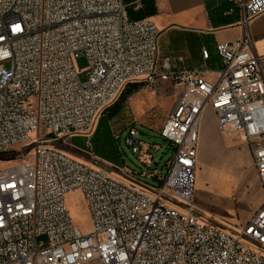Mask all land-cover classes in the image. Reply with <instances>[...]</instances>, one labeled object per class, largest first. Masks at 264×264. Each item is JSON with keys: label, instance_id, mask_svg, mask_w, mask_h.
<instances>
[{"label": "built area", "instance_id": "obj_1", "mask_svg": "<svg viewBox=\"0 0 264 264\" xmlns=\"http://www.w3.org/2000/svg\"><path fill=\"white\" fill-rule=\"evenodd\" d=\"M237 2L243 34L217 44L209 79L203 68L178 72L161 61L160 29L132 19L123 0H0V264H264V200L241 224L195 205L209 107L221 134L248 145L264 195V55L250 33L264 0ZM164 82L179 90L160 131L175 150L165 175L118 174L73 153H89L72 138L91 149L100 114L126 85ZM138 134L129 126L126 142L149 167L156 146ZM72 192L86 201L88 231L68 207Z\"/></svg>", "mask_w": 264, "mask_h": 264}, {"label": "rangeland", "instance_id": "obj_2", "mask_svg": "<svg viewBox=\"0 0 264 264\" xmlns=\"http://www.w3.org/2000/svg\"><path fill=\"white\" fill-rule=\"evenodd\" d=\"M75 62L80 71L81 79L84 81L86 79L85 70L87 69L88 61L84 56H80L76 58ZM128 85L122 89L111 105L100 114L92 131L91 149L87 147L83 136L72 138V144L77 151L87 150L89 153L71 152L88 162L97 163L118 174H122V172L119 169L116 170V168L123 169L127 167L138 173H149L151 170L156 169L158 173L165 175L167 172V161L174 155L175 150L161 136L160 131L168 114L176 104L179 90L168 82H164L152 89L138 85L137 91L129 95L126 101H121V96L127 95ZM117 102H120L121 109L117 115L111 117L109 115L110 108ZM212 120L216 121V117L214 111L209 107L205 112L202 125L204 126V133L209 132ZM132 125L137 128L139 139L156 146L153 152L154 157L149 167L139 158L138 154L132 151V147L126 142L128 128ZM219 153H221L220 150L211 152L207 149L199 155L195 203L220 220L238 224V221H246L253 216L256 212L255 206L259 205L260 196L262 195L264 199V195L259 180L253 189V172L246 171L238 176L239 173L235 174L229 168H219L222 164L230 165L231 162L230 154L219 155ZM10 161L7 165L12 164V160ZM3 167L5 165H0V168ZM211 167L216 170L213 176L210 173ZM140 178L149 184H156L149 177ZM67 204L76 225L83 231L90 230L92 228L91 217L82 194L79 192L68 194ZM86 264L102 263L91 261Z\"/></svg>", "mask_w": 264, "mask_h": 264}, {"label": "crops", "instance_id": "obj_3", "mask_svg": "<svg viewBox=\"0 0 264 264\" xmlns=\"http://www.w3.org/2000/svg\"><path fill=\"white\" fill-rule=\"evenodd\" d=\"M136 1L123 0L128 7L134 6ZM152 1L156 7V13L148 18L160 29V60L170 59L173 69L178 72L203 68L206 76L209 79H214L216 77L215 70L221 60L217 52V44L233 42L241 38L243 34L242 10L237 2L239 0ZM250 33L254 39L255 52L258 55H264V12L251 20ZM203 49L209 51L208 59L203 57ZM133 84L144 86L140 83ZM203 129L204 126L201 128L199 155L207 149L211 152L220 150L219 155L230 154V165L222 164L219 168H229L235 174L239 173L238 176L246 171L253 172L254 189L259 180L256 167L248 145L240 134H221L217 122L213 120L208 133H204ZM215 172L214 167H211L212 176ZM260 197L259 205L255 206L256 212L264 200L262 195ZM246 221H238V224Z\"/></svg>", "mask_w": 264, "mask_h": 264}, {"label": "trees", "instance_id": "obj_4", "mask_svg": "<svg viewBox=\"0 0 264 264\" xmlns=\"http://www.w3.org/2000/svg\"><path fill=\"white\" fill-rule=\"evenodd\" d=\"M128 13L132 19H143L155 14L156 7L152 0H144L141 8L135 9L134 6L128 7ZM127 87L129 88L127 95H122L120 99L121 101H126L129 95L138 90V84H129ZM120 105V102H117L112 108H110L109 115L111 117H114L119 113L121 109Z\"/></svg>", "mask_w": 264, "mask_h": 264}]
</instances>
